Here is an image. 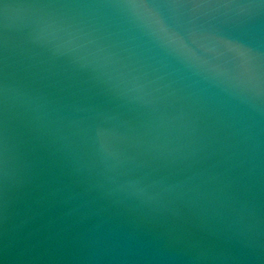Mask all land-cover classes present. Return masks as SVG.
I'll list each match as a JSON object with an SVG mask.
<instances>
[{
	"label": "water",
	"instance_id": "obj_1",
	"mask_svg": "<svg viewBox=\"0 0 264 264\" xmlns=\"http://www.w3.org/2000/svg\"><path fill=\"white\" fill-rule=\"evenodd\" d=\"M0 264H264V0H0Z\"/></svg>",
	"mask_w": 264,
	"mask_h": 264
}]
</instances>
